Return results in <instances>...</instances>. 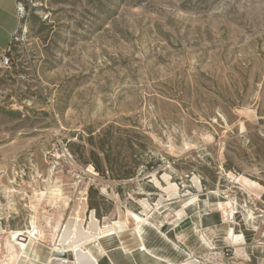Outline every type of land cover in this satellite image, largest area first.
Instances as JSON below:
<instances>
[{
  "label": "rangeland",
  "instance_id": "1",
  "mask_svg": "<svg viewBox=\"0 0 264 264\" xmlns=\"http://www.w3.org/2000/svg\"><path fill=\"white\" fill-rule=\"evenodd\" d=\"M17 6L0 51V264L35 231L45 264H74L55 249L78 210L82 233L92 216L117 229L83 247L103 246L97 264H264V0ZM99 147L134 176L97 171Z\"/></svg>",
  "mask_w": 264,
  "mask_h": 264
},
{
  "label": "bare ground",
  "instance_id": "2",
  "mask_svg": "<svg viewBox=\"0 0 264 264\" xmlns=\"http://www.w3.org/2000/svg\"><path fill=\"white\" fill-rule=\"evenodd\" d=\"M86 191V189H84L83 191L82 196H84V199ZM221 206L223 208V203H221ZM230 212V214L233 216V212ZM73 216V218H70L72 219V221H69L71 222V232L69 231L70 234L67 233V235L69 234V236H65L66 238L58 244L57 248L55 249V252L66 254L72 252L75 259L74 262H72L74 264H97L99 258L104 256L105 249L103 248V246L95 248L90 247L87 250H84L83 247L91 241L96 242L101 238L115 234L117 229L114 225L101 226L100 224H98L97 218L95 216H92L91 226L88 227L89 229H91V231L88 230L82 233L80 231V226L82 225L83 221L81 210H78L76 213L73 214ZM134 217L138 221V225H141L145 220L138 214H135ZM229 233L232 241L238 243L239 239L241 238V235L236 234L233 228L230 229ZM37 234L38 231L30 233V241L28 243H20V253L18 254L13 264H45L41 248H39L38 245H36L34 242V240L37 239ZM188 262H190L191 264H201L198 259H190Z\"/></svg>",
  "mask_w": 264,
  "mask_h": 264
},
{
  "label": "crops",
  "instance_id": "3",
  "mask_svg": "<svg viewBox=\"0 0 264 264\" xmlns=\"http://www.w3.org/2000/svg\"><path fill=\"white\" fill-rule=\"evenodd\" d=\"M17 23V0H0V51L8 46ZM242 264L252 263L244 261Z\"/></svg>",
  "mask_w": 264,
  "mask_h": 264
},
{
  "label": "trees",
  "instance_id": "4",
  "mask_svg": "<svg viewBox=\"0 0 264 264\" xmlns=\"http://www.w3.org/2000/svg\"><path fill=\"white\" fill-rule=\"evenodd\" d=\"M90 142L93 143V136L90 137ZM99 149L102 151L103 155L101 156L99 152H96L94 150L91 151L93 155V159L91 160L93 165L95 166V169L103 174H105L106 171H109L111 176L113 178L117 179H128L134 176V173L132 170H118L115 168V165L113 164L112 160L109 157V154L106 152L103 147H99ZM90 205L92 208L96 209L98 211V206L96 204H93L90 202Z\"/></svg>",
  "mask_w": 264,
  "mask_h": 264
},
{
  "label": "built area",
  "instance_id": "5",
  "mask_svg": "<svg viewBox=\"0 0 264 264\" xmlns=\"http://www.w3.org/2000/svg\"><path fill=\"white\" fill-rule=\"evenodd\" d=\"M17 10H18V6H17ZM9 64H10V57H9L8 53L4 52V53L0 54V66L1 67H7V66H9ZM262 245H264V244H262Z\"/></svg>",
  "mask_w": 264,
  "mask_h": 264
},
{
  "label": "water",
  "instance_id": "6",
  "mask_svg": "<svg viewBox=\"0 0 264 264\" xmlns=\"http://www.w3.org/2000/svg\"><path fill=\"white\" fill-rule=\"evenodd\" d=\"M62 254L66 255V253H62Z\"/></svg>",
  "mask_w": 264,
  "mask_h": 264
}]
</instances>
